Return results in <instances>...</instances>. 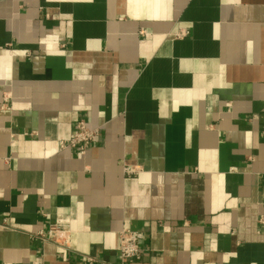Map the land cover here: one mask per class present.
Segmentation results:
<instances>
[{
  "label": "crops",
  "instance_id": "0c3cea01",
  "mask_svg": "<svg viewBox=\"0 0 264 264\" xmlns=\"http://www.w3.org/2000/svg\"><path fill=\"white\" fill-rule=\"evenodd\" d=\"M261 217L264 0H0V264H119L123 229L129 264H264Z\"/></svg>",
  "mask_w": 264,
  "mask_h": 264
},
{
  "label": "built area",
  "instance_id": "2783aa9c",
  "mask_svg": "<svg viewBox=\"0 0 264 264\" xmlns=\"http://www.w3.org/2000/svg\"><path fill=\"white\" fill-rule=\"evenodd\" d=\"M187 35V32H177L174 37L181 38ZM99 137V129L89 128L85 120L77 121L71 137L67 141L60 142L61 149L75 150L79 157H84L90 145L95 139ZM127 175H131L134 171L129 169L125 170ZM259 223L264 226V218L259 219ZM67 230L63 224L51 225L46 231H40L33 235L34 238L42 241L49 242L55 246L66 248L68 245ZM144 234L139 231L130 229H123L119 233V264H129L132 262H139L142 257V243ZM96 260L87 257L83 264H94ZM113 264V263H103Z\"/></svg>",
  "mask_w": 264,
  "mask_h": 264
}]
</instances>
